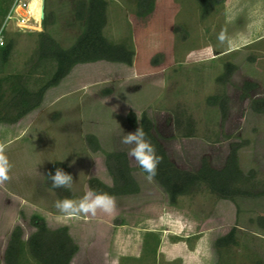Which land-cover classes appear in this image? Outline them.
<instances>
[{"label": "rangeland", "instance_id": "374dc122", "mask_svg": "<svg viewBox=\"0 0 264 264\" xmlns=\"http://www.w3.org/2000/svg\"><path fill=\"white\" fill-rule=\"evenodd\" d=\"M76 1L44 0L47 30L64 47L80 33L74 18ZM108 3L105 34L134 43L133 63L78 64L47 90L38 108L15 124L1 125L0 143L7 145L13 166L10 181L0 185L2 235L9 236L21 225L26 239L35 230L31 217L37 213L51 228L67 225L72 230L79 247L73 264H118L123 254L138 252L143 233L150 229L161 234L164 260L170 255L182 258L174 264H197L199 259L193 258L201 256L204 264H213L216 256L218 261L213 241L236 226L239 244L224 251L221 263L264 264V228L257 222L264 215V196L228 200L204 188L172 204L164 188L155 179L149 182L129 155L140 191L114 196L117 207L112 215L69 216L55 207L62 199L46 184L55 161L71 169L70 199L79 200L90 189L92 177L112 184L104 152L128 153L130 146L121 139L137 128L128 119L131 111L138 120L143 114L152 120L155 136L183 169L197 170L204 157L222 168L231 144L246 141L238 151L240 166L246 173L254 169L256 180L264 183V112L251 107L254 98L264 97V0H226L206 17L197 0H156L145 20L136 15V0ZM43 29V22L35 31L6 24L3 40L12 43V51L2 72L32 68ZM221 31L226 36L223 43L218 40ZM156 54L160 63L152 65ZM227 63L236 67L223 84L217 78ZM246 81L256 87L244 91ZM215 94L228 97L225 116L219 105L207 103ZM90 134L97 137L99 150L89 144ZM174 235L190 238L177 243ZM188 246L198 250L192 257L187 253L190 258L184 262L181 255ZM5 249L0 239V264H5Z\"/></svg>", "mask_w": 264, "mask_h": 264}, {"label": "trees", "instance_id": "16d2710c", "mask_svg": "<svg viewBox=\"0 0 264 264\" xmlns=\"http://www.w3.org/2000/svg\"><path fill=\"white\" fill-rule=\"evenodd\" d=\"M14 0H0V29L11 9ZM136 15L145 20L152 15L156 7V0H136ZM200 4L203 17L209 15L217 6L224 5L226 0H197ZM108 0H77L74 7V18L80 23V33L75 42L64 47L47 30L50 21L44 17V29L39 32V46L36 63L26 72H2L8 62L12 43L0 45V124H15L25 115L38 108L45 97L47 90L57 86L78 64L97 61L118 62L131 65L135 56L134 43L111 40L105 34L107 25ZM157 54L151 58L152 65H158ZM236 66L227 63L225 71L218 76L221 83H226ZM35 78V87L32 79ZM256 87V83L246 81L244 91ZM227 95H210L207 98L209 105H219L223 116L227 111ZM251 107L257 112H264V97L254 98ZM128 119L133 127L142 126L147 139L153 144L158 155L163 157L158 165L155 180L164 188L170 202L175 204L183 195H190L196 191L207 189L221 199L235 200L237 197L264 196V183L256 180L254 169L244 172L239 162V149L246 144L233 142L230 147L226 163L222 168L213 167L208 158L204 157L197 170L180 168L172 161L161 141L155 136L154 123L143 114L140 120L134 112H130ZM93 150H99L100 145L95 135L87 137ZM105 165L112 178V184L102 181L98 177L89 179V188L97 192L108 193L111 196L131 195L140 191V185L133 172L134 167L125 150L105 151ZM56 168L63 169L71 174L70 167L62 162L55 161L50 172ZM142 172H144L139 166ZM145 173V172H144ZM147 175V173H145ZM46 184L51 188V182L46 178ZM262 187V188H259ZM53 189V188H52ZM60 199L71 198L72 190L53 189ZM258 224L264 228V215L257 218ZM31 223L35 227L27 239L23 237V228L16 225L12 230L5 252V264H71L78 251V244L69 232L66 225L56 228L49 227L46 219L40 214H33ZM238 228L234 226L227 234L218 237L215 247L218 261L221 263L224 251L238 245ZM148 238H152L151 248L145 251V257L138 262L152 261L155 256L160 238L154 233H148L145 239V249ZM175 239H181L176 237ZM151 256V257H150ZM261 264V261L255 262Z\"/></svg>", "mask_w": 264, "mask_h": 264}, {"label": "clouds", "instance_id": "9594fccd", "mask_svg": "<svg viewBox=\"0 0 264 264\" xmlns=\"http://www.w3.org/2000/svg\"><path fill=\"white\" fill-rule=\"evenodd\" d=\"M225 39V33L221 31L218 40L223 43ZM121 143L130 146L128 155L147 173L146 179L151 182L157 175L158 165L162 162L163 157L157 154L155 147L147 139L143 127L139 126L135 131L124 134ZM6 148V144L0 143V185L10 181V172L13 167L6 155ZM47 179L51 182L53 189L70 190L73 184L72 175L61 168H56L54 173L49 172ZM55 207L69 216L83 215L95 218L100 213L112 215L116 211L117 203L114 196L89 189L79 200L64 198L56 201Z\"/></svg>", "mask_w": 264, "mask_h": 264}, {"label": "crops", "instance_id": "0c3cea01", "mask_svg": "<svg viewBox=\"0 0 264 264\" xmlns=\"http://www.w3.org/2000/svg\"><path fill=\"white\" fill-rule=\"evenodd\" d=\"M220 53V52H219ZM2 124H7V123H2ZM2 124H0V127H1V125ZM120 196H123V195H120ZM184 196V195H183ZM46 219V218H45ZM69 219H71V218H69ZM60 226H63V225H60ZM67 226V225H66ZM57 227H59V226H57ZM54 228H56V227H54ZM69 228V227H68ZM69 232H70V234L72 235V230L69 228ZM148 233H154V234H156L159 238H160V242H159V245H158V248H157V254H156V256H155V264H174L176 261H182V258H177V259H174V257H171L170 255H168L167 256V259H163V256H162V254H161V249H162V237H161V234L157 231V230H153V229H150V230H146L144 233H143V235H142V237H141V242L139 243V248H138V252H136V253H134V254H132V253H127V254H123L122 256H120V258H119V263L118 264H124V263H132V262H135V261H138V260H140L141 258H143V257H145L146 255H145V251L146 252H148L149 250H150V248H151V241H153L152 240V238H148V242H147V246H146V249H145V239H146V237H147V234ZM9 237H10V235L8 236L7 234H3L2 235V231H1V229H0V239L1 240H3V242H4V248H6V246H7V243H8V240H9ZM24 237V236H23ZM72 237H73V235H72ZM176 237H180L181 239H175ZM27 238H28V236H27ZM26 238V239H27ZM74 238V237H73ZM171 238L173 239V241L174 242H179V241H183V240H185V241H188L189 240V238H190V236H188V237H184V236H178V235H174V236H171ZM198 238V237H197ZM24 239H25V237H24ZM199 241H198V243H197V246H199V244H200V241H201V239H198ZM215 241H216V239L213 241V247H214V249H215V251H216V248H215ZM195 248V247H194ZM186 249H188V250H186L187 252H185V253H183L181 256L183 257V259L185 260L184 262H186V260L188 259V258H190V257H188V254H190L191 255V257H192V253H193V256H194V253H196V251L198 250V248L196 247V249H190L189 248V246L186 248ZM77 253V252H76ZM188 253V254H187ZM76 255V254H75ZM74 255V256H75ZM151 257V256H150ZM200 258H198V256H197V258H193L194 260H196V259H199V262L197 263V264H204L205 262H204V260H205V258H202L201 256H199ZM73 259H74V257H73ZM73 259H72V261H71V264H73ZM174 259V260H173ZM161 261H162V263H161ZM217 261V256H216V260L214 261V263ZM213 263V264H214ZM180 264V263H179ZM185 264V263H184Z\"/></svg>", "mask_w": 264, "mask_h": 264}, {"label": "built area", "instance_id": "2783aa9c", "mask_svg": "<svg viewBox=\"0 0 264 264\" xmlns=\"http://www.w3.org/2000/svg\"><path fill=\"white\" fill-rule=\"evenodd\" d=\"M42 6L39 13H36L33 4ZM44 0H14L11 9L6 17L3 26L0 29V45L4 44V28L7 23L14 22L19 30L35 31L40 30L44 15Z\"/></svg>", "mask_w": 264, "mask_h": 264}, {"label": "bare ground", "instance_id": "6f19581e", "mask_svg": "<svg viewBox=\"0 0 264 264\" xmlns=\"http://www.w3.org/2000/svg\"><path fill=\"white\" fill-rule=\"evenodd\" d=\"M33 7H34V9H35L36 13H39V12L41 11V9H42V6H41V4H40V3H39V5H38V6H36V4H33Z\"/></svg>", "mask_w": 264, "mask_h": 264}, {"label": "water", "instance_id": "95a60500", "mask_svg": "<svg viewBox=\"0 0 264 264\" xmlns=\"http://www.w3.org/2000/svg\"><path fill=\"white\" fill-rule=\"evenodd\" d=\"M44 8V7H43ZM45 13H44V9H43V15H44Z\"/></svg>", "mask_w": 264, "mask_h": 264}]
</instances>
